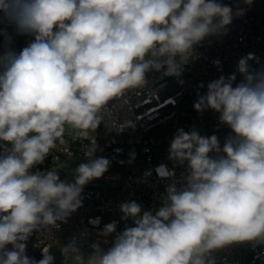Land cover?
I'll list each match as a JSON object with an SVG mask.
<instances>
[{
    "label": "clouds",
    "instance_id": "clouds-1",
    "mask_svg": "<svg viewBox=\"0 0 264 264\" xmlns=\"http://www.w3.org/2000/svg\"><path fill=\"white\" fill-rule=\"evenodd\" d=\"M244 14L240 3L234 10L220 0H0V23L33 37L0 54V264H54L48 249L39 261L29 257L27 241L66 222L82 207L84 187L110 167L95 157L93 137L71 182L59 168L39 170L66 128L88 138L111 100L144 89L149 72L179 77L197 45L226 35ZM254 59H239V83L236 73L221 76L193 105L219 113L231 130L223 145L177 129L168 151L174 164L187 163L181 185L166 186L154 213L122 203L121 219L134 226L116 233V221L104 225L99 235L116 233L111 246L92 243L87 256L76 240L63 246L72 264H216L213 253L225 246L264 244V69H252ZM156 172L174 176L163 164Z\"/></svg>",
    "mask_w": 264,
    "mask_h": 264
},
{
    "label": "built area",
    "instance_id": "built-area-1",
    "mask_svg": "<svg viewBox=\"0 0 264 264\" xmlns=\"http://www.w3.org/2000/svg\"><path fill=\"white\" fill-rule=\"evenodd\" d=\"M220 2L234 10L240 3L245 9L243 16H234L226 35L210 36L197 45L179 77L166 76L163 69L149 72L144 89L128 90L123 97L111 100L101 113L103 121L88 138H78L76 130L66 128L65 142H57L44 163L37 166L41 171L59 168L61 179L71 182L73 170L87 160L83 150L90 146L93 137L97 145L95 157H105L111 162L101 178L84 187L82 207L66 222L33 233L27 241L29 257L39 261L43 258L42 249H48L55 257L54 264H72L70 257L62 254L63 246L76 240L87 256L92 243H100L106 249L116 233L134 226L131 218L121 219L122 203L135 201L142 210L154 213L161 206L166 186L173 182L180 186L187 174L186 162L178 165L169 159L168 149L177 129L195 128L202 136L216 135L223 145L231 130L219 122V113L210 109L198 112L193 105L206 93L208 83L221 76L227 78L236 73L235 83H239L243 78L236 72L237 63L249 53L256 58L249 61L251 68L264 69V0H253L250 6L240 0ZM32 39L18 34L14 25L0 23V54L8 49L19 52ZM125 121L132 126L123 131L113 129ZM130 159L132 165L126 163ZM162 164L174 171L173 177L158 176L156 168ZM108 195L111 196L107 198ZM97 217L98 226L89 223ZM113 221L117 222L116 233L108 237L99 235L104 225ZM213 255L216 264H264V244L234 243Z\"/></svg>",
    "mask_w": 264,
    "mask_h": 264
},
{
    "label": "rangeland",
    "instance_id": "rangeland-1",
    "mask_svg": "<svg viewBox=\"0 0 264 264\" xmlns=\"http://www.w3.org/2000/svg\"><path fill=\"white\" fill-rule=\"evenodd\" d=\"M131 162H133L132 161V159H130V161H126V163L128 164V165H130L131 164ZM132 165V164H131ZM128 167V166H127ZM127 167H125V168H127ZM127 170H123V172H126Z\"/></svg>",
    "mask_w": 264,
    "mask_h": 264
},
{
    "label": "water",
    "instance_id": "water-1",
    "mask_svg": "<svg viewBox=\"0 0 264 264\" xmlns=\"http://www.w3.org/2000/svg\"><path fill=\"white\" fill-rule=\"evenodd\" d=\"M20 48H22V47H20ZM110 196H111V195H108L107 198L110 197ZM109 217H110V216H109Z\"/></svg>",
    "mask_w": 264,
    "mask_h": 264
}]
</instances>
